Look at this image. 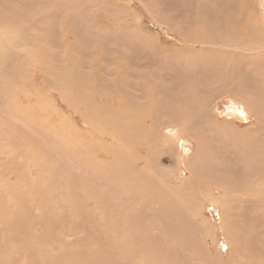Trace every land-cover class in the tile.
Returning a JSON list of instances; mask_svg holds the SVG:
<instances>
[{
	"label": "rangeland",
	"instance_id": "1",
	"mask_svg": "<svg viewBox=\"0 0 264 264\" xmlns=\"http://www.w3.org/2000/svg\"><path fill=\"white\" fill-rule=\"evenodd\" d=\"M263 1L0 0L8 264H264V166L237 147L256 120L223 124L226 84L262 91Z\"/></svg>",
	"mask_w": 264,
	"mask_h": 264
},
{
	"label": "bare ground",
	"instance_id": "2",
	"mask_svg": "<svg viewBox=\"0 0 264 264\" xmlns=\"http://www.w3.org/2000/svg\"><path fill=\"white\" fill-rule=\"evenodd\" d=\"M253 1H255V0H253ZM129 5V4H128ZM254 5H255V3H254ZM259 6H260V4H259ZM261 9H262V11L264 12V1L261 3ZM263 12H262V14H261V16H262V18H263V21H262V26L258 29V34L259 33H264V14H263ZM257 28V27H256ZM184 35V34H183ZM197 36V35H196ZM236 36H237V34H236ZM198 40V39H197ZM184 42V41H183ZM209 45V44H208ZM188 47V46H187ZM200 47H202V46H200ZM153 48V47H152ZM192 48V47H191ZM206 48V47H205ZM156 49V48H155ZM189 49V48H188ZM204 50V49H203ZM211 50H212V48H211ZM213 50H215V49H213ZM188 52V51H187ZM244 52V51H243ZM242 52V53H243ZM195 53V52H194ZM196 54V53H195ZM201 54V53H200ZM236 54H238V53H236ZM258 55H261V54H258ZM239 56V55H238ZM245 57V56H244ZM261 57V56H260ZM206 58V57H205ZM246 59V58H245ZM208 60V59H207ZM253 61V60H252ZM204 62H206V61H204ZM213 62V61H212ZM250 63V62H249ZM208 64V63H207ZM264 64V63H263ZM250 65V64H249ZM237 65H236V63H234V62H229L228 63V67H229V71L230 70H232L233 68H235ZM239 66V65H238ZM242 67V66H241ZM258 68V67H257ZM264 69V68H263ZM238 70V69H237ZM241 70V69H240ZM239 71V70H238ZM257 71V70H256ZM261 71H264V70H261ZM252 73V75L251 76H253V78H255L256 80H258V89H260V90H262L261 92H260V94L259 93H256V94H251V93H246L245 91H243L242 90V88H241V86H239V84H226V90H225V92L223 93V94H226L227 96L228 95H231L232 96V98L230 99V102L232 103V105H230V112H228V114H227V116H226V118L224 119L223 118V124L224 125H226L227 126V124L230 122V121H232V119H236V120H238V121H247L248 120V116L249 115H253L254 117H255V120H256V122L253 124L252 123V125L251 126H249V128L247 129V130H249L251 133H249L248 134V139L246 140V142L244 143V144H242V145H237V147H238V149H242L244 152H246V153H249L250 154V159L251 160H253V161H256V163H258V164H261L262 166H264V135H263V133H264V124H263V122H264V116H263V112H264V75H263V72H258V73H255V71H251ZM228 73H232V71L231 72H228ZM228 73H226L225 75H228ZM250 73V72H249ZM248 75V74H247ZM240 76V75H239ZM242 76V75H241ZM229 81H234V80H232V79H230ZM242 84V83H241ZM250 85V84H249ZM224 86V85H223ZM255 85H253V87H254ZM257 88H255V89H257ZM257 89V90H258ZM256 91V90H255ZM256 92H258V91H256ZM188 98V97H187ZM229 98V97H228ZM189 100V99H188ZM166 101V100H165ZM186 102V101H185ZM213 101H209V105L212 103ZM206 103V102H205ZM147 104V103H146ZM164 104H168V105H170V107L172 108V112H171V116H172V118L173 119H175V118H177V120L176 121H179V120H181V118H184V116H185V105H180V102H176V101H174L173 102V100H171L170 102H168V103H164ZM191 104V103H190ZM149 105V104H148ZM151 106V105H150ZM214 106V105H213ZM149 107V106H148ZM169 107V106H168ZM188 107V106H187ZM193 107H195V106H193ZM109 108V107H108ZM213 108V107H212ZM166 109V108H165ZM170 109V108H169ZM190 109V108H189ZM156 110V109H155ZM167 110V109H166ZM201 110H202V108H201ZM163 111V110H162ZM202 111H205V110H202ZM210 111H211V113L213 112V115L212 114H210V112H209V116H206V115H203V116H201V118L205 121V122H207L208 123V118H209V121L211 122L212 120L213 121H215L214 119H217L216 117H217V115H220L219 113H217V111L216 110H214V109H210ZM207 113H208V111H206ZM115 115V114H114ZM114 115H112L111 117H115ZM211 116H212V118H211ZM214 118V119H213ZM112 119V118H111ZM170 120V119H169ZM171 121V120H170ZM218 121V120H217ZM186 122H187V120H186ZM212 123V122H211ZM210 123V124H211ZM216 123V122H215ZM215 123H213V125L215 124ZM251 123V122H250ZM167 124V123H166ZM125 126V125H124ZM221 127V126H220ZM218 128V127H217ZM229 128V127H228ZM258 128H260L262 131H263V133H261L259 130H258ZM190 129H192V126H187L186 125V123L184 124V127H183V129H182V131H178L177 133H175V135H173V136H171V139H173V141H170L171 143L172 142H174V141H176L177 142V144H180V143H184V139H182V136L183 135H186V133H185V131H187V130H190ZM221 129H223V128H219V130L221 131ZM127 130V129H126ZM224 130V129H223ZM247 130H246V132H247ZM225 131H228V130H226L225 129ZM233 131H235V130H233ZM248 131V132H249ZM190 133H191V131H190ZM229 133V132H228ZM232 135H231V139H232V137L233 138H237V139H239V141L238 142H241L240 141V139L241 138H238L237 136H236V133L235 132H230ZM230 133H229V135H230ZM240 133V131L239 132H237V134H239ZM244 133V132H243ZM109 134V133H108ZM245 135H247V134H245ZM242 136H243V134H242ZM184 137V136H183ZM186 138V137H185ZM132 139V138H131ZM168 141V140H167ZM236 141V140H235ZM175 142V143H176ZM228 143V142H227ZM173 144V143H172ZM226 144V143H225ZM237 144V143H236ZM235 144V145H236ZM238 144H240V143H238ZM168 145H169V147H171V144H169L168 143ZM172 148V147H171ZM204 149V148H203ZM236 150V149H235ZM202 152H204V151H202ZM243 152V153H244ZM189 156V155H188ZM200 156V155H199ZM253 156H257L259 159H257V160H254V157ZM201 157V156H200ZM260 158H263V159H260ZM199 159V158H198ZM239 159V158H238ZM237 159V160H238ZM124 160V159H123ZM200 160V159H199ZM195 161V160H194ZM239 161V160H238ZM93 162V161H92ZM106 162V161H105ZM129 163V162H128ZM127 163V164H128ZM243 163V162H242ZM100 164H102V163H100ZM255 164V163H254ZM245 165H246V163H245ZM255 166V165H254ZM261 166V167H262ZM116 167V166H115ZM258 167H260V166H258ZM254 168H256V167H254ZM190 169V173H191V177H194L195 176V174H196V169H198L197 168V166H193V167H191V168H189ZM260 169V168H259ZM259 169H257V171L259 170ZM120 170V169H119ZM105 171V170H104ZM226 171V170H225ZM115 172V171H114ZM117 172H119V171H117ZM253 172H255V171H253ZM221 173V172H220ZM256 173V172H255ZM110 175H111V173H110ZM115 175V174H114ZM113 175V176H114ZM118 175V174H117ZM204 176H206V175H204ZM106 177V176H105ZM199 177V176H198ZM255 177V176H254ZM123 178H125V177H123ZM209 178V177H208ZM202 179V178H201ZM255 179V178H254ZM114 180V179H113ZM130 180V179H129ZM180 180V182H182L183 184L184 183H186L187 181H189V180H184V179H179ZM115 181V180H114ZM228 181V180H227ZM125 182H126V179H125ZM125 184H127V182L125 183ZM180 185L181 186H183L181 183H180ZM184 185H188V183H186V184H184ZM85 187V186H84ZM264 188V187H263ZM80 189H82V188H80ZM161 189V188H160ZM177 191H173L172 193H168V191H166L165 190V193H163V192H160V191H158V193L157 194H159L160 196H158L160 199H163L164 197L165 198H167L168 199V197H176L178 194V196H180L179 197V199H183L185 196H184V193H183V191H182V193H181V189H188L189 191H190V187L188 186V187H177ZM145 190H147V189H145ZM185 191V190H184ZM175 192V193H174ZM187 192V191H186ZM185 192V193H186ZM135 193H137V192H135ZM157 194H155V195H157ZM181 194H182V196H181ZM187 194V193H186ZM163 195V196H162ZM257 195V194H256ZM260 195V194H259ZM186 199L188 198L187 196L185 197ZM171 199V198H170ZM170 199H168V203L169 202H171L170 201ZM178 199V198H177ZM163 200H165L166 201V199H163ZM180 203V202H179ZM173 207V206H172ZM168 208H170L169 206H168ZM184 209H185V207H184ZM183 210V209H182ZM184 211H189V210H184ZM79 215H80V213H79ZM191 215V214H190ZM189 218V217H188ZM8 221H3V222H0V229H1V231H5L6 233H7V235H8V238H7V245H8V240H10V221H9V219H7ZM190 220V219H189ZM188 220V221H189ZM181 223V222H180ZM0 231V232H1ZM1 233H3V232H1ZM2 235V234H1ZM0 235V236H1ZM261 235V234H260ZM12 240V239H11ZM17 240V239H16ZM4 243V242H3ZM97 245V244H96ZM193 245V244H192ZM110 246V245H109ZM196 247V246H195ZM110 248H112V247H110ZM109 248V249H110ZM3 250H6V248L4 249V248H2V245H0V257H3V258H0V264H6L7 263V261L8 260H6V256H5V253L4 254H2V251ZM6 252V251H5ZM8 264V263H7Z\"/></svg>",
	"mask_w": 264,
	"mask_h": 264
}]
</instances>
